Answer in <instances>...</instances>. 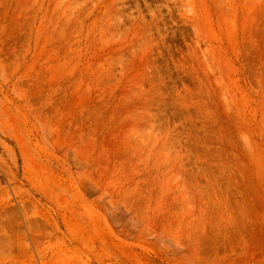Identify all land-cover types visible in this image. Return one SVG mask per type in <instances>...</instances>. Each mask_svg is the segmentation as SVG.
Returning a JSON list of instances; mask_svg holds the SVG:
<instances>
[{"label": "rangeland", "instance_id": "rangeland-1", "mask_svg": "<svg viewBox=\"0 0 264 264\" xmlns=\"http://www.w3.org/2000/svg\"><path fill=\"white\" fill-rule=\"evenodd\" d=\"M0 264H264V0H0Z\"/></svg>", "mask_w": 264, "mask_h": 264}, {"label": "bare ground", "instance_id": "bare-ground-1", "mask_svg": "<svg viewBox=\"0 0 264 264\" xmlns=\"http://www.w3.org/2000/svg\"><path fill=\"white\" fill-rule=\"evenodd\" d=\"M232 2H233V1H232ZM257 4H259V3H257ZM262 4H263V3H262ZM239 6H240V5H239ZM244 11H245V10H244ZM245 13H246V12H245ZM240 14H241V13H240ZM247 14H248V13H247ZM259 14H260V13H259ZM236 15H237V14H236ZM257 15H258V14H257ZM257 15H256V16H257ZM254 17H255V16H254ZM251 20H252V19H251ZM254 20H255V19H254ZM256 20H257V19H256ZM256 20H255V21H256Z\"/></svg>", "mask_w": 264, "mask_h": 264}]
</instances>
